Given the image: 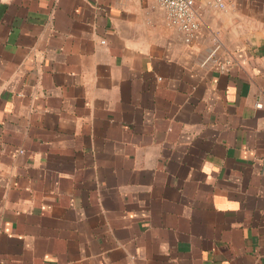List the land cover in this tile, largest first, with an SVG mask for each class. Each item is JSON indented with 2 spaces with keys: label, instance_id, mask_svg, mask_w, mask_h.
<instances>
[{
  "label": "crops",
  "instance_id": "1",
  "mask_svg": "<svg viewBox=\"0 0 264 264\" xmlns=\"http://www.w3.org/2000/svg\"><path fill=\"white\" fill-rule=\"evenodd\" d=\"M0 0V264H264V0Z\"/></svg>",
  "mask_w": 264,
  "mask_h": 264
},
{
  "label": "built area",
  "instance_id": "2",
  "mask_svg": "<svg viewBox=\"0 0 264 264\" xmlns=\"http://www.w3.org/2000/svg\"><path fill=\"white\" fill-rule=\"evenodd\" d=\"M167 15L169 23L192 36L200 26L196 0H154ZM228 0H209L217 8H225Z\"/></svg>",
  "mask_w": 264,
  "mask_h": 264
}]
</instances>
